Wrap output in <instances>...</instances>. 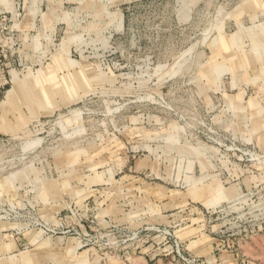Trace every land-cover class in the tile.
<instances>
[{
	"label": "rangeland",
	"instance_id": "1",
	"mask_svg": "<svg viewBox=\"0 0 264 264\" xmlns=\"http://www.w3.org/2000/svg\"><path fill=\"white\" fill-rule=\"evenodd\" d=\"M0 264H264V0H0Z\"/></svg>",
	"mask_w": 264,
	"mask_h": 264
}]
</instances>
